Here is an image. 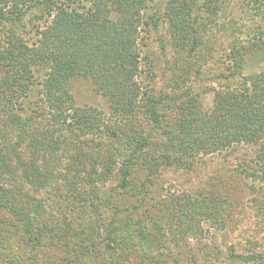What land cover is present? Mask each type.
Returning <instances> with one entry per match:
<instances>
[{
    "label": "trees",
    "instance_id": "16d2710c",
    "mask_svg": "<svg viewBox=\"0 0 264 264\" xmlns=\"http://www.w3.org/2000/svg\"><path fill=\"white\" fill-rule=\"evenodd\" d=\"M201 11L214 18H204ZM144 13L148 18L154 15L166 18L174 31L175 44L189 54L197 52L201 44L199 33L211 23L216 24L220 16L217 27L233 42L230 54L234 69L241 66V59L264 50V0H201V4L198 0H0V264H41L42 260L43 264H84L86 260L95 263L92 236L74 227L66 217L48 225L44 222L45 213L35 194L39 187L42 193H51V179H56L55 176L67 187L71 184L79 187L89 176H97L98 168L110 170L115 162L116 187L124 192L132 186L134 194L144 195L150 184L148 174L132 185L135 170L166 176L173 167L206 168V159H196V153L219 152L244 142L264 150V133L256 134L245 112L249 108L256 128L264 127V110L256 109L258 104L264 105V70L246 77L249 87L234 93L239 99L227 88L225 95L215 96L211 109L202 106L197 94L186 92L177 96L181 100L176 105L180 133L172 142L160 133L157 140L151 141L152 135L139 136L140 132L126 133L103 124L105 113L101 108L77 104L69 81L73 76H84L90 78L94 90L106 100L116 118L121 115L123 121L133 118L140 98H145L136 78L142 64L139 55L144 39L141 35ZM229 67L225 77L235 76ZM149 99V114L155 123L159 107L166 102L168 107L169 101L173 104L176 100L163 95L155 102L153 97ZM124 137L130 138L131 150H122L111 142ZM27 140L33 145L28 158L22 151ZM92 141L109 149L108 155L96 156L102 163L95 169L96 158L87 150L88 142ZM134 150H139V156ZM64 156H68L67 164L62 162ZM137 162V168L132 170ZM205 168L196 172L206 176L207 170L213 169V181L210 177L198 178L205 188L216 187V178L220 185L229 179L238 184L237 178L241 179L224 174L222 165ZM240 173H245L244 178L263 182L264 186V173L254 170ZM3 174L22 177L31 186L30 191L7 186L1 180ZM78 174L84 177L83 182L77 178ZM75 188H71L73 193ZM205 194L213 199L206 197L202 208L213 205L217 213L222 200ZM134 202L132 209L137 206ZM237 202L234 200L232 204L238 207ZM195 203L191 200L193 207ZM86 212L81 216L91 215L101 223L96 209L88 207ZM114 215L107 221L108 226ZM125 218L119 221L120 227L104 226L109 238L105 251L112 255L118 249L116 258L121 264L137 262L132 255L134 245L124 240L132 234L125 229L130 216ZM132 222L136 224V220ZM138 234L142 244L155 241L141 226ZM258 255L230 256L255 259ZM153 262L156 259L149 264ZM177 263L175 259L174 264ZM106 264L117 263L114 260Z\"/></svg>",
    "mask_w": 264,
    "mask_h": 264
},
{
    "label": "rangeland",
    "instance_id": "374dc122",
    "mask_svg": "<svg viewBox=\"0 0 264 264\" xmlns=\"http://www.w3.org/2000/svg\"><path fill=\"white\" fill-rule=\"evenodd\" d=\"M198 1L201 4V0ZM164 5L162 2V7ZM238 6L242 5L238 4ZM200 14L208 20L214 18L208 12L201 11ZM148 17L146 13L142 15L141 27H144V32L142 31L141 35L144 39L140 44L139 55L142 64L140 73L136 77L141 91L145 92V98L144 100L140 98L139 102H141L136 105L137 112L133 114V118L125 121H123L124 115L119 117L120 120L116 118L111 113L106 100L94 90L90 78L73 76L69 81L70 91L78 105L96 106L103 110L105 113L103 124H110L126 133L140 132L139 136L152 135V138L146 137L151 141L157 140V133H160L172 142L180 133L177 121L179 112L176 111V105H179L181 100H177V96L186 92L197 94L202 106L211 109L215 96L225 95L227 88L230 94L239 99L234 93H237L236 90L239 92L249 87L250 83L246 77L257 70H264V50L253 52L245 59H241L239 63L242 67L237 65L234 69L235 65H231L233 59L230 54L233 42L231 38L226 39L224 32L217 27V21H221L220 16L216 24L213 23L211 26V23L201 31L202 33H199L201 44L197 52L192 54L175 44L174 31L169 28L166 18L157 15ZM262 24L264 26V22ZM228 67L232 69L235 76L225 77L228 75L226 70ZM38 68L40 70V67ZM162 95L176 100L173 104L169 101L168 107L167 102L165 106L163 105L164 107H159L160 114H158V122L155 123L149 114L150 103L148 102L151 100L149 98L153 97L155 102ZM153 106L158 108L157 104ZM256 109L264 110V105L258 104ZM245 112L249 117L247 120H252V129L257 135H262L264 127L256 128L252 119L254 116L250 114L249 108ZM257 114L258 110H256ZM262 117L264 118V113ZM100 140L105 138L100 137ZM129 141V137H124L111 142L122 150L125 148L127 150L130 146ZM93 143L92 141L87 144V150L92 158H96L99 153L108 155V147L104 148ZM30 147L33 148V145H30L29 140L22 144V151L27 158L28 152H33L29 150ZM129 149L131 150V147ZM134 151L136 157L139 156V150ZM149 152L153 153L154 150ZM263 152L264 150L259 146L244 142L219 152L196 153V159H206L208 168L222 165L224 174L240 177L241 179L237 178L238 184L232 183L229 179L220 185L216 178V187L210 189L202 187L205 185L201 184L199 179L210 177L213 181L214 172L211 169L207 170L208 176L197 175L200 169L205 168L201 165L190 169L183 166L173 167L169 172L170 175L167 173L166 176H162L161 173L149 174L145 170L139 172L135 170L132 185L144 179L147 174L150 184L147 185L144 195L134 194L132 186L124 192L116 187L118 163L112 162L110 170L98 168L97 176H89L85 181L84 177L80 178L78 174L77 178L84 181L79 187L75 184L67 187L59 181L60 177L55 176L56 179H51L53 191L44 194L39 187L35 197L44 210L45 216H43L46 218L44 222L47 225L66 217L74 227L92 236L95 244L93 249V253L96 254L93 260L95 263L86 260L82 262L84 264H106L114 260L117 264H121L120 259L116 258L118 249H115V254L109 255L104 248L109 240L105 235L104 226H108L107 221L114 213L115 217L110 221L109 228L112 225L120 227L119 221L127 220L125 217L130 216L129 224L125 229L132 231V234H128L124 240L134 245L132 255L137 262L125 261L123 264H149L153 259L157 261L153 264H174L175 259L177 264H264L263 182H258L254 178H244L245 173H240L252 170L258 174L264 173V164L261 163L264 162ZM48 154L49 151H46L47 156ZM62 162L67 164L68 156L62 157ZM93 162L94 169L102 163L97 158ZM137 165L138 162L132 166V170L137 168ZM164 169L165 167L161 169V172ZM174 177L177 179H173ZM1 180L7 186L20 187L25 191H30L31 188L20 176L3 174ZM71 188H75L74 193H77L74 194ZM205 193H211L215 198L222 200L217 213L213 205H210L209 209L202 208L201 203L206 197L213 199ZM191 200L197 202L194 207ZM234 200L240 202L238 207L232 204ZM133 201H135L134 204L137 203L136 209H132ZM88 207L100 213L101 223H97L91 215H87L90 217L81 216ZM133 219L136 220V224L132 222ZM139 226L144 232L149 231L155 241L142 244L138 234ZM231 254L259 255L255 259H239L231 257Z\"/></svg>",
    "mask_w": 264,
    "mask_h": 264
}]
</instances>
